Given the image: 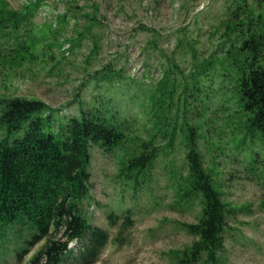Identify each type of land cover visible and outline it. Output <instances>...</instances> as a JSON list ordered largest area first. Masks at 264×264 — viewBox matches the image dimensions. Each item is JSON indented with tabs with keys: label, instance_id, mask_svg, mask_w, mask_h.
I'll return each mask as SVG.
<instances>
[{
	"label": "rangeland",
	"instance_id": "1",
	"mask_svg": "<svg viewBox=\"0 0 264 264\" xmlns=\"http://www.w3.org/2000/svg\"><path fill=\"white\" fill-rule=\"evenodd\" d=\"M34 2L0 0V98L38 99L63 114H76L80 103L88 107L95 97L122 99L113 103L121 106L128 139L108 153L91 150V191L84 213L92 225L111 234L96 264H176V256L195 240L184 225L196 224L199 213L198 204L179 206L174 196L171 166H185L181 139L170 157L160 155L145 183L121 176V163L154 134L150 97L162 73L173 62L189 74L194 54L203 59L229 46L222 33L236 6L232 0H42L35 9ZM26 10L31 15L23 22L2 13L23 15ZM17 41L35 43L33 60L18 61ZM104 66L121 72V81L99 82L93 75ZM222 101L218 96L209 112L215 128H206L198 145L205 169L232 210L221 261L264 264V136L227 126L236 117L231 116L235 106L229 105L230 112L217 110ZM173 107L171 116H176ZM156 144L162 145L161 140ZM126 212L132 225L120 233ZM110 213L120 216L113 225ZM21 242L10 236L0 246V264H29L44 245L16 258Z\"/></svg>",
	"mask_w": 264,
	"mask_h": 264
},
{
	"label": "trees",
	"instance_id": "2",
	"mask_svg": "<svg viewBox=\"0 0 264 264\" xmlns=\"http://www.w3.org/2000/svg\"><path fill=\"white\" fill-rule=\"evenodd\" d=\"M248 1L232 0L236 10L222 33L229 46L223 44L203 59L194 54L189 74L170 60L150 97L154 134L121 163V176L145 183L160 155L170 157L181 139L185 166H171L174 196L179 206L198 204L199 213L196 224L184 225L195 240L176 256V264H222L232 210L198 150L206 128L216 126L208 117L216 98L223 99L217 110L235 106L231 116L236 117L227 126L264 136V0H251L252 5ZM41 2L35 0V9ZM28 10L23 15L2 13L23 22L31 15ZM31 44L17 41L18 61L35 58ZM93 76L109 83L113 77L119 82L123 78L109 66ZM208 83L210 92L204 95ZM114 100L122 101L99 96L88 107L80 103L76 114H63L38 99L0 98V246L9 243L10 236L21 239L16 258L44 242L29 264H96L111 242L110 232L86 217L83 203L91 191V150L108 153L128 139L121 106ZM175 104L177 114L171 116ZM107 218L113 225L120 216L110 213ZM122 219L120 233L132 225L129 212Z\"/></svg>",
	"mask_w": 264,
	"mask_h": 264
}]
</instances>
